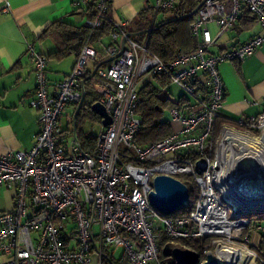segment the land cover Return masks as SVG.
<instances>
[{
	"label": "built area",
	"instance_id": "obj_1",
	"mask_svg": "<svg viewBox=\"0 0 264 264\" xmlns=\"http://www.w3.org/2000/svg\"><path fill=\"white\" fill-rule=\"evenodd\" d=\"M109 1H95L94 16L83 21L89 31L74 65L51 89L48 57L34 43L26 44L35 72L30 105L39 111L40 129L31 149L0 154V187H15L13 207L0 212L5 257L0 264H102L104 247L122 248L128 264H163L162 234L171 241L208 238L199 249L190 248L199 253L198 264L209 254L217 264H264V256L250 246L246 231L252 220L245 214L264 213V113L228 118L230 124L214 139L225 98L219 67L244 60L264 43V0H202L190 23L194 50L167 61L148 48L150 30L138 40L128 21L108 16ZM177 1L156 0L153 12L171 10ZM244 10L262 32L210 53L209 26L230 31ZM104 22L110 26L108 62L99 64L89 80L111 123L101 126L93 150L86 151L74 130L65 139L63 124L74 129L75 114L63 112L83 101L81 81L98 61L90 37ZM145 75L149 82L161 76L175 84L187 102L177 99L169 108L177 129L140 145L136 135L142 119L135 110L137 83ZM157 174L195 182L199 194L185 214H164L150 204ZM246 191L258 201L243 199Z\"/></svg>",
	"mask_w": 264,
	"mask_h": 264
},
{
	"label": "crops",
	"instance_id": "obj_2",
	"mask_svg": "<svg viewBox=\"0 0 264 264\" xmlns=\"http://www.w3.org/2000/svg\"><path fill=\"white\" fill-rule=\"evenodd\" d=\"M96 0H0V154L8 151H27L32 148L34 136L40 129L39 111L30 105L35 91L34 65L26 55L27 42L34 43L37 51L48 55L54 46L50 36H42L44 29L54 21H62L74 26L83 25L92 9L84 11L88 3ZM156 0H110L107 14L114 20L128 21V31L133 37L145 32L152 25L173 17V11L154 13L152 6ZM214 38L210 53H219L235 47L251 36L260 34L262 28L256 18L244 10L230 31L219 33L216 25L211 24ZM135 38V37H134ZM106 39H108L106 41ZM105 46L110 44L109 36L104 38ZM75 54L64 58H49L47 78L49 85L63 79L75 61ZM95 65L89 69L91 72ZM225 89L221 116L228 118L257 117L264 113V43L242 61L224 62L219 67ZM90 74V73H89ZM156 88L158 100H179L187 102L182 94L174 97L170 86L173 83L159 76L151 78ZM145 84V83H144ZM139 91V89L137 88ZM182 99V100H181ZM73 104L67 113L75 114ZM174 130L178 124L169 120ZM230 124H222L221 127ZM101 126V124H100ZM65 139L73 135L70 125L63 124ZM221 129V128H220ZM15 187L7 184L0 187V212L14 205ZM252 227L246 231L250 246L264 256V215L253 216ZM261 226L260 228L258 226ZM206 241V239H202ZM207 242V241H206ZM205 242V243H206ZM203 243V244H205ZM114 260L125 257L122 248L104 247ZM116 253H119L116 255ZM123 257V258H124ZM5 257L0 254V262Z\"/></svg>",
	"mask_w": 264,
	"mask_h": 264
},
{
	"label": "trees",
	"instance_id": "obj_3",
	"mask_svg": "<svg viewBox=\"0 0 264 264\" xmlns=\"http://www.w3.org/2000/svg\"><path fill=\"white\" fill-rule=\"evenodd\" d=\"M201 1L202 0H178L171 11H173V17H182L175 20H169L173 18L171 17L160 22L159 24L152 25L151 28L148 29L150 30L148 48L165 61L172 60L181 53L193 51L195 48V39L190 31L192 15L186 14L192 11ZM94 8L95 2L88 3V6L84 11H91ZM94 11L91 12L88 18L94 16ZM247 12L250 13L249 11ZM109 29V24L104 22L99 28H96L92 31L90 44L93 48H95L98 58V61L94 65H103L108 62V60L104 58L106 52L103 40L106 36H108ZM88 31V28L84 25L74 26L62 21H54L50 23L42 33V36H50L54 41L53 50L46 56L48 59H60L66 57L69 54H75L77 56L83 46L85 39L87 38ZM145 32H139L138 35H135L134 37L138 40H142ZM156 77L157 76L153 78ZM151 84L152 82H146L139 88L138 91L140 101L135 112L142 119V127L136 135V141L140 145L161 140L174 131V127H172L170 122L168 120L162 119V110L164 106H168L170 108L175 103L167 99L162 101L158 100L159 97L158 93L156 92V88ZM195 86L197 91L202 90L199 82H197ZM97 100V95L90 87V80H87L84 83L83 101L75 113L74 118L75 136L80 141L82 149L86 151L93 150L96 134L85 132L81 127L84 120H90L100 124L101 118L90 109L91 104ZM227 122H229V120L226 118H218L215 122V130H219L222 124ZM178 178L187 185L190 195L188 204L174 213L179 215L185 214L186 210L192 206L193 202L198 197L199 190L192 179L186 176H179ZM249 215L251 220L255 219L253 216L256 215L252 213H249ZM161 237L162 239H169L164 234H162ZM191 241L192 239L178 240V242L191 245L193 249H199L201 243L199 244V242ZM205 242L206 241L203 243ZM173 248L174 245L167 243L163 249H160V252H162L160 253V257L163 264H175V261L171 255ZM123 257L116 261L105 252L102 256V264H126L124 262L125 257Z\"/></svg>",
	"mask_w": 264,
	"mask_h": 264
},
{
	"label": "water",
	"instance_id": "obj_4",
	"mask_svg": "<svg viewBox=\"0 0 264 264\" xmlns=\"http://www.w3.org/2000/svg\"><path fill=\"white\" fill-rule=\"evenodd\" d=\"M197 7L198 5L186 15H193ZM180 17L182 16L173 17L169 20H175ZM97 66L98 65H95L90 74L81 81L82 86L87 80L92 78ZM90 109L101 118L100 124L102 127L111 123V116L99 101L92 103ZM152 187L153 189L148 195L150 204L164 214H173L188 204L190 196L188 187L178 178L167 174H157L152 179ZM171 255L175 264H198L199 261V253L189 248L174 247L171 251ZM201 264H217V262L213 256L209 254L206 257V260Z\"/></svg>",
	"mask_w": 264,
	"mask_h": 264
},
{
	"label": "rangeland",
	"instance_id": "obj_5",
	"mask_svg": "<svg viewBox=\"0 0 264 264\" xmlns=\"http://www.w3.org/2000/svg\"><path fill=\"white\" fill-rule=\"evenodd\" d=\"M107 40L108 39H106V41ZM149 78H150L149 75L142 76L139 79L138 83H137V88L139 89L141 86H143L144 83H146L149 80ZM170 90H171V92H172V94H173L174 97H178V98L181 97L180 94H182V92H181V90L175 84H173V85L171 84ZM66 112L67 111L64 110L63 113L65 114ZM162 119L163 120H168V121L171 119V116H170V113H169V107L168 106H164L163 107V110H162ZM72 128H73V125H71V128L70 129H72ZM81 128L85 132H91V133L97 134L99 132V130L101 129V126L97 122H93V121H90V120H84L83 123H82V127ZM220 130L221 129H219L217 131L215 130L214 139H218L219 138V136H220L219 134L221 133ZM240 130L241 131H246V129H243V128H240ZM248 132L250 134H253L251 130H248ZM253 212L254 211H250V212L248 211V212H245V214H248V216H250L249 213H252L253 214ZM254 215H256V214H254ZM258 215L262 216V215H264V213H258ZM258 215H256V216H258ZM205 239H206L207 242L209 241L208 238H205ZM191 242H199V244L200 243L203 244L204 241L197 240V239H192ZM167 243H171L172 245H174V247L177 246V247H181V248H189V249L192 248V246L191 245H188V244H184V243H181V242H178V241H171L170 239H162L161 249H163ZM160 253H162V252H160ZM118 254L119 253H116V255H118Z\"/></svg>",
	"mask_w": 264,
	"mask_h": 264
},
{
	"label": "bare ground",
	"instance_id": "obj_6",
	"mask_svg": "<svg viewBox=\"0 0 264 264\" xmlns=\"http://www.w3.org/2000/svg\"><path fill=\"white\" fill-rule=\"evenodd\" d=\"M262 140H264V134H263V137H262ZM256 195H253L251 192H248V191H246V192H244V195L242 196V198L244 199H248L249 201H258L257 199V197H255Z\"/></svg>",
	"mask_w": 264,
	"mask_h": 264
}]
</instances>
